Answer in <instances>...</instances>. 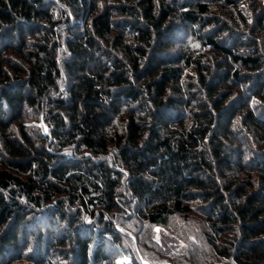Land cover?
<instances>
[{
    "label": "trees",
    "instance_id": "1",
    "mask_svg": "<svg viewBox=\"0 0 264 264\" xmlns=\"http://www.w3.org/2000/svg\"><path fill=\"white\" fill-rule=\"evenodd\" d=\"M216 1L0 0V264H109L128 211L264 264V13Z\"/></svg>",
    "mask_w": 264,
    "mask_h": 264
},
{
    "label": "rangeland",
    "instance_id": "2",
    "mask_svg": "<svg viewBox=\"0 0 264 264\" xmlns=\"http://www.w3.org/2000/svg\"><path fill=\"white\" fill-rule=\"evenodd\" d=\"M222 2L223 0H220V2L216 1L210 5L211 15L216 18L224 17L223 11L226 8H222ZM244 2H246L248 6H250V3L255 2L258 7L263 9L262 12H260V10L256 8L258 12L261 14L264 13V0H245ZM251 6L255 7L254 4ZM231 10L232 9H229L227 12L229 16L232 15V11L234 12V10ZM250 15L252 14L248 15L249 23L254 22L255 24L254 14L252 17ZM245 27H243V29H247ZM246 32L248 33V30H246ZM262 35H264V32L256 36L257 42L261 45H263ZM185 43L190 45L193 49H199V44L192 35L185 39ZM205 49L201 52H196H205L208 55L206 58L204 57L203 60L213 63L217 55L213 54L209 49ZM4 54L15 56L14 54L11 55L9 52ZM187 75H194L197 81L196 71L193 68H185L183 77L187 78ZM257 103H260V100L258 98H253L249 102V105L254 106ZM25 123L30 131L31 129H38L41 131L39 125H41L42 121L39 120L37 115L29 116ZM43 131H45L44 133H48L46 128H44V130L42 129V132ZM238 131L239 130L236 129V132ZM133 213V211H128V213L125 214L116 212L112 215L113 224L117 229L116 235L119 237L120 241L117 244L108 243L105 246V254L108 257L109 264H117V262H119V264H175V261L180 263V261L185 262L187 260H190L187 261L189 264H230L219 256H213L211 251H209V254H204L201 243L195 247L190 241H193L194 238L197 239L196 236H185L184 225L181 220L174 224L176 231L173 232L170 228L147 223L143 218L134 216ZM50 229L56 231L57 228L55 226ZM157 229H159V231H157ZM48 232L47 230L46 234ZM31 246L30 244V248L22 251V254L24 253L22 259L6 264H42L36 262V250ZM199 248L201 250H199ZM58 262L60 264H73L67 263V261L62 258H59Z\"/></svg>",
    "mask_w": 264,
    "mask_h": 264
},
{
    "label": "snow or ice",
    "instance_id": "3",
    "mask_svg": "<svg viewBox=\"0 0 264 264\" xmlns=\"http://www.w3.org/2000/svg\"><path fill=\"white\" fill-rule=\"evenodd\" d=\"M157 231H159V229H157ZM117 264H119V262H117Z\"/></svg>",
    "mask_w": 264,
    "mask_h": 264
}]
</instances>
